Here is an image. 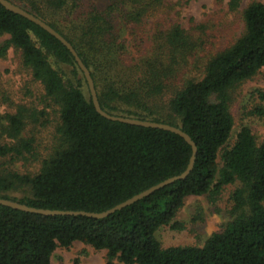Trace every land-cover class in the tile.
<instances>
[{
	"label": "trees",
	"instance_id": "trees-1",
	"mask_svg": "<svg viewBox=\"0 0 264 264\" xmlns=\"http://www.w3.org/2000/svg\"><path fill=\"white\" fill-rule=\"evenodd\" d=\"M66 40L88 68L102 110L170 124L196 145L182 179L104 217L45 215L0 204V264H50L57 247L81 242L105 250V264H264V141L241 126L231 145L230 90L264 68V3L241 10L243 32L207 57L201 74L189 59L200 39L179 23L151 35L147 18L161 0H9ZM240 0H229L228 9ZM126 33L127 37L122 34ZM0 57L9 47L59 109L58 145L37 172L0 164V197L28 206L101 212L187 166L191 146L179 134L99 114L73 55L56 37L0 3ZM71 68V75L54 67ZM188 66V67H187ZM263 119L264 107L256 109ZM30 115L35 116L33 112ZM25 109L0 115V161L33 150L22 138ZM6 122V123H5ZM218 158L220 164H218ZM231 193L234 216L201 246L163 247L155 231L176 216L186 197ZM72 264H79L75 258Z\"/></svg>",
	"mask_w": 264,
	"mask_h": 264
},
{
	"label": "rangeland",
	"instance_id": "rangeland-1",
	"mask_svg": "<svg viewBox=\"0 0 264 264\" xmlns=\"http://www.w3.org/2000/svg\"><path fill=\"white\" fill-rule=\"evenodd\" d=\"M229 0H161L159 6L147 18L151 35L177 22L202 45L189 59L190 74H201L203 61L211 54L223 49L243 32L241 10L253 0H240L235 11L228 9ZM264 3V0H259ZM127 37L126 33L122 34ZM8 35L0 36V44ZM67 75L71 68L57 64ZM188 67V66H187ZM25 109V123L20 136L33 139V150L23 151L20 156L8 155L0 164L5 170L18 173H35L41 160L53 153L58 145L57 126L60 122L57 106L45 100L43 86L33 79L31 71L21 61L19 50L9 47L0 57V115L14 113L18 107ZM264 107V68L253 77L244 80L230 90L229 108L233 116V127L228 146L235 140L241 126L250 128L257 144L264 141L263 119L256 109ZM33 112L35 116L30 115ZM6 123V122H5ZM4 142L15 143L0 132ZM218 164L220 159L218 158ZM234 184L225 185L215 199L206 195L188 196L174 219L155 231L156 239L163 247L196 245L201 246L213 232L221 230L234 216L231 193ZM105 250H97L81 242L69 247H57L50 264H105Z\"/></svg>",
	"mask_w": 264,
	"mask_h": 264
},
{
	"label": "water",
	"instance_id": "water-1",
	"mask_svg": "<svg viewBox=\"0 0 264 264\" xmlns=\"http://www.w3.org/2000/svg\"><path fill=\"white\" fill-rule=\"evenodd\" d=\"M0 3L6 9H8L12 12H15V13L27 18L28 20L34 22L35 24L39 25L41 28H43L44 30H46L47 32L52 34L64 46L67 47V49L73 55L76 63L78 64L80 70L82 71V73L84 75L92 103H93L96 111L99 114H101L105 118L111 119V120H116V121H120V122H125V123H129V124H134V125H141V126H146V127H156V128H161L164 130H168V131L177 133L181 137H183L184 140L191 146V155L189 157L188 164H187L186 168L181 173L174 175V176H171V177H168V178H166V179L142 190L141 192L134 194L133 196L127 198L126 200L119 202V203L115 204L114 206H112V207H110L104 211H101V212H86V211L55 210V209L36 208V207H32V206H28L26 204L20 203L18 201L11 200L8 198H3V197H0V204L5 205V206H9V207H12L15 209L27 211V212H33V213H39V214H45V215H59L60 214V215H88V216H93V217H104V216H107V215L113 213L116 210H119V209L141 199L144 196L149 195L153 191H155L161 187H164L165 185L170 184V183L174 182L175 180L182 179L188 175V173L190 172L192 165H193V161H194V157H195V153H196V145L184 131H182L180 128L173 126V125H170V124L155 122V121H150V120H142V119L127 117V116L113 115V114H110V113L102 110V108L99 105L98 99H97L96 90H95L94 83H93L92 77L90 75V72H89L88 68L84 65V63L82 62L80 57L78 56L77 52L75 51V49L73 48L71 43L68 40H66L54 28H52L49 24H47L46 22H44L40 18L36 17L32 13L24 10L20 6L10 2L9 0H0Z\"/></svg>",
	"mask_w": 264,
	"mask_h": 264
}]
</instances>
